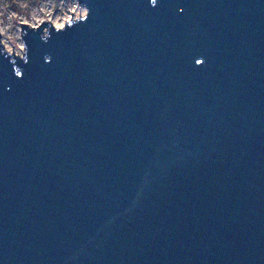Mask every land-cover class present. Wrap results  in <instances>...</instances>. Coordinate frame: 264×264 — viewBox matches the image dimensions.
Listing matches in <instances>:
<instances>
[{
	"label": "water",
	"instance_id": "1",
	"mask_svg": "<svg viewBox=\"0 0 264 264\" xmlns=\"http://www.w3.org/2000/svg\"><path fill=\"white\" fill-rule=\"evenodd\" d=\"M78 1L0 34V264H264V0Z\"/></svg>",
	"mask_w": 264,
	"mask_h": 264
},
{
	"label": "built area",
	"instance_id": "2",
	"mask_svg": "<svg viewBox=\"0 0 264 264\" xmlns=\"http://www.w3.org/2000/svg\"><path fill=\"white\" fill-rule=\"evenodd\" d=\"M80 14L81 17H84L87 14V8L84 4L79 3L78 0H0V20L3 19L0 22L2 43L4 47L6 46L5 49H9L5 41V32L3 31L5 27L15 28L14 38L22 40L21 24L37 28L43 22L51 21L56 27H63L66 22L72 20V17L73 20L79 19ZM5 20L6 22H4ZM18 52L21 55L14 53L18 56H23L25 53L24 43L18 49ZM10 53L13 54V52Z\"/></svg>",
	"mask_w": 264,
	"mask_h": 264
},
{
	"label": "rangeland",
	"instance_id": "3",
	"mask_svg": "<svg viewBox=\"0 0 264 264\" xmlns=\"http://www.w3.org/2000/svg\"><path fill=\"white\" fill-rule=\"evenodd\" d=\"M17 15H19V14H17ZM2 21H3V19L0 20V22H2ZM4 22H6V20ZM14 29L15 28H13V29L7 28V27L3 28V31L5 32V41L7 43V47H9V49H7V48L6 49L11 51V52L14 51L18 55H21V53L18 52V49L23 46V42H22V40H18L17 38H14ZM9 35H10V37H9ZM13 46H14V48H13Z\"/></svg>",
	"mask_w": 264,
	"mask_h": 264
},
{
	"label": "bare ground",
	"instance_id": "4",
	"mask_svg": "<svg viewBox=\"0 0 264 264\" xmlns=\"http://www.w3.org/2000/svg\"><path fill=\"white\" fill-rule=\"evenodd\" d=\"M4 43H5V41H4ZM11 52V51H10Z\"/></svg>",
	"mask_w": 264,
	"mask_h": 264
}]
</instances>
